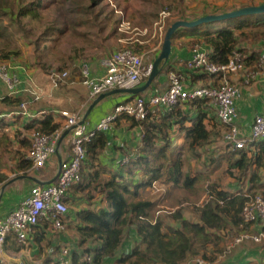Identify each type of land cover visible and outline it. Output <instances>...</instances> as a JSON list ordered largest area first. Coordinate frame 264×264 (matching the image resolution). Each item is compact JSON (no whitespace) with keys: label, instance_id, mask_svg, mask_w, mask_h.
Segmentation results:
<instances>
[{"label":"trees","instance_id":"1","mask_svg":"<svg viewBox=\"0 0 264 264\" xmlns=\"http://www.w3.org/2000/svg\"><path fill=\"white\" fill-rule=\"evenodd\" d=\"M62 1H70V8L64 9L59 0H0V62L8 63L13 71L24 77L26 74L14 66L16 61L24 60L20 64L21 67L29 70L41 69L52 79V72L70 71L77 62L87 61L100 51L102 55L103 30L110 28V34L129 37V33L118 32L121 21L119 18L115 19L117 14L110 0ZM155 1L158 8L147 9L149 4L146 2L149 0H144L145 7L137 9V13L142 14V19L134 18V11L128 12V5L134 6L132 1L130 3V0H114V3L118 9L129 13L126 19L128 17L134 25L142 27L153 25L163 8L174 13L169 18L167 28L176 20H193L206 13L205 11L203 14H196L190 19L184 15L186 6H183V0ZM256 4L258 3L251 5ZM53 13L56 16H52ZM244 17L233 26L226 24L219 29L202 32V38H192L190 45L195 42L205 44L210 59L220 64L227 63L233 51L241 52L243 61L256 59V52H251L250 55L242 43L264 40V13L254 14L250 19V16ZM261 26L262 30L259 29ZM181 32L182 30L178 29L172 41L178 38ZM65 36L71 39L67 50L61 48ZM141 36L142 43H128L119 47V50L133 49L141 53L157 44V38L147 42L150 34ZM20 39L30 52L27 55L20 48ZM152 52L149 63L155 55ZM186 60L181 61V68H176L177 62L169 59L158 76L166 77L167 87L154 89L151 85L146 91L149 96H144V92L135 99L138 96L151 97L167 91L171 71L183 73L193 81L203 80L204 85L217 84L216 80L220 74L190 68ZM74 70H78V67H74ZM59 80L62 82L64 78ZM23 87L25 86L20 85L16 91L11 92L0 79V102L6 108L0 110V187L13 178V175L28 174L32 169L33 163L28 159V155L34 132L53 133L67 122L64 118L66 116L59 110L52 107H32L35 101L40 100V94L33 90L34 94L32 93L30 99L25 96ZM25 102H31L29 113L20 109ZM118 104L115 103L109 112L114 111ZM122 119H125L129 128H137V137H140V140L136 142L134 150L126 145L125 141L121 145L117 144L113 140L114 137H108V134L112 133V126L110 132L96 131L85 143L86 157L82 161L81 179L74 183L71 189L75 192L73 195L79 192L90 202L86 208L75 212L78 217V222L73 226L77 235L75 248L55 247V251L61 250L57 259L62 256V249L68 248L67 258L71 264H182L185 261L196 263L198 257L210 260H206L204 264H214L215 260L222 256L229 239L243 231H251L254 225H261L260 219L253 223H244L242 212L251 195H264V192H260L263 183L260 182L259 172L264 165V139L253 141L241 149L222 152L216 147L211 150L210 159L215 158L212 155L215 151L219 152L216 153L219 158L227 159L228 167L225 172H228L233 183L225 186L213 181L209 185L208 197L204 203L199 204L194 200L195 203L185 196L184 201L170 203V206L177 207L176 209L157 213L160 210L158 198L153 200L149 190L153 183L161 180L171 184V188L185 186L192 189L202 179L205 170L197 167L195 175L185 172L184 152L187 150L194 158H200L207 145L216 143L218 146V143H221L216 136L221 134L220 130L224 135L226 127L216 117L209 97L187 98L170 109L161 107L160 110L151 111L143 119L122 113L116 120L120 122ZM173 126L185 134L182 144L173 145L170 137ZM84 131L88 133L92 130L85 127ZM222 142L226 143L224 137ZM109 145L113 147L114 153L109 149ZM109 152L110 165H115V169L100 161L101 157L105 159ZM4 161H8L10 166L2 168L1 164L6 165ZM206 164L211 165L210 162ZM218 166L217 163L213 168ZM134 168L142 173L139 181L133 179ZM10 191L9 189L8 192ZM97 195L99 202L95 200ZM68 199L70 200V195L65 198L67 203ZM4 200L5 195L0 205ZM22 201L8 214L16 210ZM188 202L192 203L189 205ZM94 203L96 206L90 205ZM69 214L70 208L64 217L67 218ZM129 239L134 242L130 250L125 247ZM14 240L18 245L24 244L17 238ZM210 249L212 257L207 255ZM0 264L3 263L0 261Z\"/></svg>","mask_w":264,"mask_h":264},{"label":"built area","instance_id":"2","mask_svg":"<svg viewBox=\"0 0 264 264\" xmlns=\"http://www.w3.org/2000/svg\"><path fill=\"white\" fill-rule=\"evenodd\" d=\"M121 14L119 29L123 32L142 35L148 33V29L133 27L132 23ZM172 15L170 10L164 9L159 13L156 21L157 31L163 35L166 20ZM137 33V34H138ZM142 43V41H140ZM145 52H137L133 49L118 50L102 59L105 72L103 75L94 77L90 74L87 65L82 67L83 82L89 88L90 98H95L102 93L116 88L133 87L149 75L152 63L145 62ZM261 61L264 62V50L261 53ZM190 68L205 69L211 73L220 74L218 84L201 85L189 89L185 74L171 71L169 73V88L167 91L153 95L149 98L138 96L133 102L120 103L114 111L107 113L100 119L96 128L88 133L84 131V123L81 124V116L72 114L67 110L61 111L67 117L66 124L53 133L36 131L32 135V146L28 159L33 163L32 168L45 167L54 154L59 151L61 138L68 131L71 134L72 157L63 159L61 171L55 181L50 183L35 184L30 194L22 201L21 205L0 220V255L6 251V242L11 235H15L20 243H25L40 221L50 218L56 229L65 228L64 216L69 206L65 198L74 183L81 179L82 161L86 157L85 143L91 139L96 131H107L116 121L118 116L126 113L138 119L145 118L149 112H155L160 107H171L179 101L187 98L209 97L216 109L217 117L225 125L224 140L233 149H241L249 143L264 139V116L257 115L252 123L251 133H242L238 124L237 101L241 96V87L231 83L227 75L245 70V63L239 51H233L227 63H216L209 57V52L201 43H195L192 48V56L188 60ZM253 76L247 72L249 81ZM52 80L55 85L59 79L67 77V72H52ZM0 79L6 83L11 92L20 87L22 81L19 75L11 69L8 63L0 62ZM25 105V104H24ZM61 141V142H60ZM155 186V184H154ZM242 217L244 223H253L261 220L264 227V195L257 193L251 195L246 202ZM264 238V230L260 232L243 231L235 238L237 244L245 240L260 242ZM68 248L62 249V256L50 264H71L67 258ZM198 264H204L202 259L196 260ZM183 264H190L188 262Z\"/></svg>","mask_w":264,"mask_h":264},{"label":"crops","instance_id":"3","mask_svg":"<svg viewBox=\"0 0 264 264\" xmlns=\"http://www.w3.org/2000/svg\"><path fill=\"white\" fill-rule=\"evenodd\" d=\"M131 1L132 0H130V3H131ZM136 1L139 2V0H136ZM111 4L114 5L115 11H116L115 13L117 14V15H115V19L119 18L121 21L122 19H121L120 11L122 13H123V11L121 9H118L117 6L115 4H113L112 2H111ZM132 4H134L133 7L136 10L138 8H141V9L144 8V7H139V5L136 4L134 0L132 1ZM202 10L207 12V10H204V9H202ZM108 12H110V11L108 10ZM196 14H198V15L202 14L201 10H199V12ZM104 16L105 15H103V18H104ZM157 20L154 21L153 27L148 26V25H145L144 27H142L140 25H134L132 23L133 21L128 19V21H130L132 23L133 27H138L140 29H148V32L152 36V38L158 39L157 44L154 45L153 48L150 49L151 52L153 51L152 53H155L154 57L160 51L162 43H163V39H164L163 36L156 29L155 23ZM146 26H148V27H146ZM150 27H151V30H150ZM118 30H119L118 31L119 33L123 32L119 29V26H118ZM126 33H129V32H126ZM137 33L138 32L129 33V34H133V35H129V37H123L120 35L118 36V34H112V33L110 34V28H108L107 30H103V39L101 38V40H103V54L101 55L102 52L100 51L101 52V53L99 52L100 54L95 53L87 61L77 62L74 65V67H78V70H74V67H73L70 71H68V70L65 71V72H67V77L64 78V81L59 82L56 85L57 87H60L62 90L57 89V91L55 92L54 91L55 89L54 90L51 89L50 92L51 93L55 92L56 95H59L57 97L55 95V93L53 94L54 96L57 97V99H59L60 103L63 101L62 99H64L63 94L67 93V91H68V93L70 91L74 92L76 94V97H75V99L72 100L74 102V108L73 109H69V107L65 106L64 104H63L64 106H58L52 102V96L53 95L48 91L47 81H43V79H46V77H48V79H50L49 75L42 74V76H41L40 71L38 69L33 68V69L29 70L27 68L21 67L20 64L24 60L16 61L14 66H16V68H19V70L21 69V73H25L26 75L24 77H20L18 72H16L15 70H14V72H16L19 75V77L22 81L21 85L25 86V87H23V91L26 93V95H25L26 97L31 99L33 90H35V92H37V91L39 92L40 100L38 99L37 100L38 102L35 101V103L32 105V107H34L35 109H40L39 107H41V108L52 107L56 110H59L60 112L63 110H67L72 114L80 115L82 118L84 116V114L87 112L90 105L94 102V100L97 97L90 98L89 88L84 84V82L82 80L83 77H82V69L81 68L83 66L87 65L90 69V74L92 76L98 77V76L103 75L105 72V68H104V65L102 64V59H105L108 55L115 53L116 51L119 50V47H121V46L124 47L128 43H133V42H137V41L143 42V40L141 38L142 34H140V33L137 34ZM194 37H197L198 39L202 38L201 34L191 35V36L190 35L189 36L188 35H180L178 38H176L172 41V53H171L170 59H172V60L174 59L175 63L177 62L176 68H181V66H182L181 61H183V60L187 59L186 62L188 63V60L192 56V48H193L192 47L193 44L190 45V42H191V39ZM150 40H152V39H147V42ZM195 43H201V42H195ZM201 44L207 49V46L205 44H203V43H201ZM242 46L249 50V51L247 50V52L250 53V55H251V52H256V59H251V60L249 59L248 61L245 60L244 61L245 70L240 71L238 73H230L227 75V78L231 83L237 84L241 87L242 93H241L240 98L237 101V108H238L237 124H238L242 133L249 135L251 133V127H252V123H253V120L255 119V117L257 115H263L264 116V62L261 61V53L264 50V40H260V41L252 42V43L244 42V43H242ZM207 51L209 52L208 49H207ZM154 57L151 59V63L153 62ZM147 64H150V63L147 62ZM247 72L253 73V76L249 81H247V78H246ZM159 74H158V76H159ZM158 76L154 79V81H153L154 83L152 82V84H151V85H153L152 87H154V89H162V88L165 89L167 87L166 77L164 76V77L158 78ZM146 77H148V76H146ZM186 77H187V87L189 89L204 85L203 80L193 81L191 79V77H189V78H188V76H186ZM144 79L141 81V83H139L136 86H140L141 84H143L146 81ZM156 80H157V82H155ZM220 80H221V77H219L216 80V83L218 84ZM168 81H169V76H168ZM43 83L46 86H44ZM169 84H170V81H169ZM81 85L84 87H81ZM147 89L144 90L143 92L138 93V94H130V93L120 94V93H117V94H112L110 96H107V98L105 97V99H102L101 101H99V103H97L93 107L92 111L88 114V116H87V118L83 124L84 128L86 127V128L91 129V130L95 129L96 128L95 125L98 124L100 119L102 117H104L107 112L109 113V111L111 110L112 106L115 103L120 104L122 102H128V101L133 102L137 95L144 93V92L149 90V89L148 90ZM41 92H42V94H41ZM47 92H49V93H47ZM39 94H38V98H39ZM132 96H134V97H132ZM144 96H149V95L146 92L144 94ZM147 98H149V97H147ZM29 101H32V100H29ZM105 102H108V105L105 108V110L103 111V113L97 117H94L95 113L98 111V107L101 106ZM24 104H26L25 108L22 109L20 106V109L23 110L24 112H28V113L31 112V110H29V104L26 102ZM0 105H2L1 102H0ZM173 106H175V105H173ZM173 106L165 107V108L170 109ZM1 109H6V108L2 107ZM160 109H161V107L157 110H160ZM214 110L216 112L215 108H214ZM32 112H34L33 109H32ZM37 113H35V114H37ZM31 114L33 115V113H31ZM216 117H217V114H216ZM62 118L63 117H61V120H62ZM64 118H66V120H67V117H64ZM117 122L118 121L116 120L114 122V124H112L113 127L111 126L112 129H110L112 131V133H109L108 137H114L113 140L117 144H120V145L124 141V140L120 141V139H125V142H126V140L127 141L131 140V142L132 141L134 142L135 147H136V142H139V140H140V137H137V134H138L137 128L136 127L135 128H129V126H127V123L125 122V119H122V121L118 122V123H120L119 125ZM94 126H95V128H94ZM174 130H176V126H173V129L170 130V137L172 139L174 137V135H173ZM107 131L110 132L109 130H107ZM176 131L179 134L181 133L180 141L183 140L181 142V144H182L184 142L185 134L182 133L181 131H178V130H176ZM128 135H129V137H127ZM71 137H72V135L69 134L63 138L61 145H60V148H59V151L52 156V158L50 159V161H48V163L46 164L45 167L32 168V169H30L28 174L18 175V176L27 175V176H31L33 178L24 176L23 178H20L16 181L12 182L6 188V190L4 192L5 200L0 205V220L2 219V217L6 216L13 209L14 206H16L23 199H25V197H27V195L29 194L31 186H33L35 184H39V183H42V184L43 183H50L53 179L55 181V179L57 178L56 174H57L58 169H59L60 160L70 159L72 157ZM178 144H180V143H178ZM178 144H176V145H178ZM216 147H217L216 143H214V144L211 143V145L209 144L206 146V149L204 151L206 152L208 150V151H210V153H212L211 150L215 149ZM229 147L231 150H235L230 145H229ZM109 149L113 150L111 152H113V153L115 152L111 145H109ZM111 152H109L107 154V157H105V159H103V157H101L100 161L102 163H105L106 165L108 164L109 168L111 167V168L115 169L116 168V167H114L115 165L114 166H111L112 164L110 165L109 156H110ZM121 157L123 158L122 155H121ZM124 158H126V157H124ZM102 169H103V167H102ZM259 172H260V182L263 183V187H262L260 192H264V165L261 167ZM14 177H17V176H14ZM155 183H157V181H155L151 187H154ZM19 186H20V188H18ZM21 187H23V189H21ZM9 189L11 190L10 193L8 192ZM24 189H25V191H24ZM21 190L23 192H21ZM70 191H71V193H70ZM70 191H69L68 195L66 196V198H68L70 195V200L68 199V206L70 208V214L67 216V218L64 217L65 228L63 230H59V229L54 228L52 220H50V218H46V219L40 221L39 224H37L35 226L33 232L30 234L27 241L24 244H22V246L18 245L16 243V241L14 240L16 238V236L11 235V237H9L7 242H6V251L0 255V261L3 264H50L51 262L57 260L58 252H61V250L59 251L58 248H56L58 250L55 251L54 250L55 247L60 246V248H61L62 246H64V247H68L69 249L75 248V243L77 241V238H76L77 235H76V232H75V229L73 228V226H75L76 223L78 222V217L75 215V212L80 210V209L86 208V206L89 204L90 201H87L85 198H83L79 192L77 193V195L79 197H77V195H73L75 193V192H73L74 191L73 189H71ZM73 196H75V198H73ZM98 197H99V195H97L95 198V200H97V202H99V200H100ZM90 205L96 206L95 203L90 204ZM262 223L259 226L258 225L252 226L251 231L252 232H260V231L264 230ZM247 242H249V244H247ZM247 242L244 241L241 244L236 245L232 249L233 254L228 259L220 258L218 261H221V263H219V264H264V238L260 242H255L253 240H247ZM251 242L256 243V244L259 243V244L255 247H253V246H251Z\"/></svg>","mask_w":264,"mask_h":264},{"label":"rangeland","instance_id":"4","mask_svg":"<svg viewBox=\"0 0 264 264\" xmlns=\"http://www.w3.org/2000/svg\"><path fill=\"white\" fill-rule=\"evenodd\" d=\"M134 1H135L136 4L139 5V7H145V6H143V4H144L143 0H139V2H137L136 0H134ZM59 2H60V5L64 9L65 8H70V5H71L70 1L65 3L62 0H59ZM111 2L113 4H115L114 0H111ZM263 2H264V0H183L182 4H183V6H186L187 8L189 7L188 9L187 8L184 9V15H185L186 18H190L191 19V18H193L196 15V13L199 12V10H201V13L203 14V12H205V11H203L202 9L207 10V12L204 15H211V14H218V13H223V12H226V11H231V10L239 8L240 6H248V5H251V4H254V3L260 4V3H263ZM146 3L149 4L147 9L158 8V5H157L155 0H149V2H146ZM162 10H164V8ZM167 10H169V9H167ZM131 11H134V18L137 17V18L142 19V14L137 13V10L134 9V7H132L131 5H128V12H131ZM128 14L129 13H127L126 11L123 10V15L125 17ZM173 14L174 13H172V15L169 18H171L173 16ZM51 15L52 16H56L55 13H53ZM245 16H250V17H248L250 19V18L254 17V14L245 15ZM169 18L166 20V24H165V27L163 29V35H162L163 38H164V35H165L166 31H167L166 28H167V23L169 21ZM244 18H245L244 16H240V17H236V18H230L231 19V20L229 19L230 22L229 21H224V20H217V21H211V22H204V23H201V24L193 26V27H182V28H180L182 30L180 35H188V36L189 35L190 36L191 35H198V34H201L202 32H204L206 30L219 29V28L225 26L226 24L233 26V25L236 24L237 21H241ZM185 20H187V19H185ZM153 26L154 25H151V27H153ZM146 27H148V26H146ZM151 27H150V30H151ZM259 29L262 30L263 26H261ZM147 34H149V32ZM147 34H144V35H147ZM130 35H133V34H130ZM150 39H153L151 35H150ZM70 40L71 39L69 37L66 38V36L62 40L61 48L63 50H65L67 47H69L71 45L70 44V42H71ZM19 45H20V48L22 50H24L25 55H27V53H30L29 50H27V48L25 47L23 40H21V39L19 40ZM142 52H144V51H142ZM145 52H146V55H145L144 59H145V62L147 63L152 55H151V51L150 50H146ZM38 70L40 71L41 76H42V74H45L41 69H38ZM82 77H83V75H82ZM146 79H147V77L144 80H146ZM82 80H83V78H82ZM43 81H47V86H48V91L49 92H50L51 89L52 90L55 89L54 90L55 92L57 91V89H61L60 87H57L55 85L54 81L51 78L48 79V77H46V79H43ZM44 86H46V85L44 84ZM81 87H84V86L81 85ZM49 92H47V93H49ZM55 92H53V93L50 92V93L53 95ZM41 94H42V92H41ZM55 95H56V93H55ZM63 95H64V99H62L63 101L61 103H60L59 99H57V97L59 95H56L57 97L53 95L52 96V102L55 103L58 106H64L65 105V106L69 107V109H73L74 108V102L72 100L75 99L76 94L74 92H72V91H70L69 93L67 91V93H65ZM25 105L23 104L21 106V108L22 109L25 108ZM107 105H108V102H105L101 106H99L98 107V111L95 113L94 117H97L100 114H102L103 111L105 110V108L107 107ZM2 107L3 106L0 105V109ZM173 132H174L173 133L174 137L172 139L173 140V144L176 145L178 143H181L183 141V140L180 141L181 133L179 134L176 130H174ZM220 133L221 134H218L216 136V137H219V141L221 142V143H218L220 146L217 144L218 145L217 146L218 147V151L222 150L223 152H226L230 148L225 142H222L223 131L220 130ZM127 137H129V135ZM123 140L125 141V139H120V141H123ZM126 142H127L126 145H128L131 149H133V150L135 149V144H134L133 141L131 142V140H128V141L126 140ZM218 151H215V152L219 154ZM216 153L212 154L213 156H215L214 159H210V156H211L210 155L211 154L210 151H209V153H207V151L203 152V155L200 158H194L190 154V152L185 151V153H184V160H185V162H184L185 168L184 169H185V172H189V174L195 175L194 171H195V169L197 167H202L205 170V173L201 176L202 179L200 181H198V183H196L195 186L192 189L187 188L185 186H178V187H172L171 188V184H166V183L162 182L161 180L157 181V183H155L154 187L149 188V190L151 191V195L153 196V197L151 196L152 199L156 200L158 198V206L160 207L159 208L160 210L157 212L158 214L159 213H166L169 209H176L177 207L170 206V203L184 201V197L185 196L189 200H193V202L196 201L199 204L200 203H204L206 201L207 197H208L209 185L213 181H217V183L220 182V183L224 184L225 186L228 185V184H232L233 183L232 178H230L228 176V174H227L228 172L227 173L225 172V170L228 167L227 159H225L224 157L219 158L218 154H216ZM207 162H210L211 165L206 166ZM4 163H6V165L5 164H1L2 168L10 166V163L8 161L7 162L4 161ZM217 163H218L219 166L214 169L213 167H214V165L216 166ZM134 171H135V176L133 177V179H134V181H139L142 178V173H141V171H138L136 168H134ZM13 176H18V175H13ZM190 203H192V202H188L189 205H190ZM236 237L237 236H235L233 239H229L228 245L225 246V251L223 252L221 257L219 256L215 260L214 264L221 263V261H218L220 258L228 259L233 254L232 249L236 245H238L235 242V238ZM245 242H247V240H245ZM133 244H134V242L132 241V239H129L126 242V244H125L126 249L130 250L132 248ZM247 244H249V242H247ZM258 244L259 243L256 244V243L251 242V246H253V247L257 246ZM207 255L209 257L213 256L212 252H211V249L208 250ZM196 259L197 260L198 259H202L205 262H207V261L210 262V260H208L207 258H203V257H198ZM186 262H188L190 264H197L198 263L196 261H195L196 263H193L194 261H185L183 263H186Z\"/></svg>","mask_w":264,"mask_h":264},{"label":"water","instance_id":"5","mask_svg":"<svg viewBox=\"0 0 264 264\" xmlns=\"http://www.w3.org/2000/svg\"><path fill=\"white\" fill-rule=\"evenodd\" d=\"M259 13H264V2L260 3V4H256V5L243 6L241 8H237V9H234L231 11H226L223 13L203 15V16H200V17L193 19V20L179 19V20L174 21L167 28V31L164 35V39H163L161 49L153 59L152 68H151V71H150L146 81L143 84H141L140 86H134V87H128V88H116V89H113L109 92L102 93L90 105L87 112L81 118L80 123L83 124L85 122L88 114L92 111L93 107L97 103H99V101L104 99L105 97L110 96L112 94H117V93H120V94H123V93H125V94L126 93L138 94V93L146 90L152 84V82L158 76V74L163 70V67L165 66V64L169 61L171 53H172V38L178 29H180L182 27H193V26L199 25V24L204 23V22L224 20V19L236 18V17H240V16H245V15L259 14ZM67 134H68V131L64 133L63 137L61 138V141L63 140V138ZM59 163H60L59 169H58V172L56 174V177L59 175V173L61 171L62 160H60ZM24 176H27V175H21V176L14 177V178L10 179L9 181H7L0 188V202L3 198V195H4L6 188L12 182H14L20 178H23ZM27 177L33 178L31 176H27ZM53 181H54V179L51 182H53Z\"/></svg>","mask_w":264,"mask_h":264}]
</instances>
